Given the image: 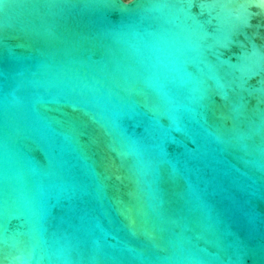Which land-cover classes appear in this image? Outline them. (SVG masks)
Here are the masks:
<instances>
[{"label": "water", "instance_id": "obj_1", "mask_svg": "<svg viewBox=\"0 0 264 264\" xmlns=\"http://www.w3.org/2000/svg\"><path fill=\"white\" fill-rule=\"evenodd\" d=\"M0 264H264V0H0Z\"/></svg>", "mask_w": 264, "mask_h": 264}, {"label": "trees", "instance_id": "obj_2", "mask_svg": "<svg viewBox=\"0 0 264 264\" xmlns=\"http://www.w3.org/2000/svg\"><path fill=\"white\" fill-rule=\"evenodd\" d=\"M125 1H129V0H125Z\"/></svg>", "mask_w": 264, "mask_h": 264}]
</instances>
